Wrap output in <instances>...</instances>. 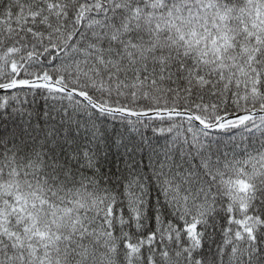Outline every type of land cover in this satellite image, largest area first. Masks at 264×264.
I'll list each match as a JSON object with an SVG mask.
<instances>
[{
  "label": "snow or ice",
  "instance_id": "snow-or-ice-1",
  "mask_svg": "<svg viewBox=\"0 0 264 264\" xmlns=\"http://www.w3.org/2000/svg\"><path fill=\"white\" fill-rule=\"evenodd\" d=\"M0 264H264V0H0Z\"/></svg>",
  "mask_w": 264,
  "mask_h": 264
}]
</instances>
